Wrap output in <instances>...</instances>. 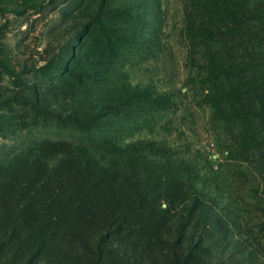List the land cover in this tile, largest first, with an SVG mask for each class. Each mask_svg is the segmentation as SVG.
Here are the masks:
<instances>
[{"label": "rangeland", "instance_id": "rangeland-1", "mask_svg": "<svg viewBox=\"0 0 264 264\" xmlns=\"http://www.w3.org/2000/svg\"><path fill=\"white\" fill-rule=\"evenodd\" d=\"M131 195L264 264V0H0V264H37L44 208L86 243Z\"/></svg>", "mask_w": 264, "mask_h": 264}, {"label": "trees", "instance_id": "trees-1", "mask_svg": "<svg viewBox=\"0 0 264 264\" xmlns=\"http://www.w3.org/2000/svg\"><path fill=\"white\" fill-rule=\"evenodd\" d=\"M51 198H55L54 193L47 199ZM131 200L127 211L117 212L109 228L86 243L75 242L66 232L65 212L52 216V209L44 208L39 212L42 237L33 254L37 264H210L203 245L198 243L202 241L194 244V237L187 236L190 225L175 230L166 218L170 212L140 206L142 199L135 195ZM9 214L8 208H0L1 222ZM138 217H142L140 222L133 224ZM172 217L175 218L173 213ZM143 232L147 237L140 239Z\"/></svg>", "mask_w": 264, "mask_h": 264}]
</instances>
